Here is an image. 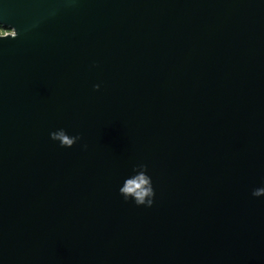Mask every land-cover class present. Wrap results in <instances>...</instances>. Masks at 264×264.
Returning a JSON list of instances; mask_svg holds the SVG:
<instances>
[{"label":"water","instance_id":"95a60500","mask_svg":"<svg viewBox=\"0 0 264 264\" xmlns=\"http://www.w3.org/2000/svg\"><path fill=\"white\" fill-rule=\"evenodd\" d=\"M0 23V264H264V0H0ZM137 163L151 208L118 193Z\"/></svg>","mask_w":264,"mask_h":264},{"label":"clouds","instance_id":"9594fccd","mask_svg":"<svg viewBox=\"0 0 264 264\" xmlns=\"http://www.w3.org/2000/svg\"><path fill=\"white\" fill-rule=\"evenodd\" d=\"M17 37L18 33L15 28L9 30L3 23H0V40L16 39ZM94 87L99 91V84ZM50 139L58 143L60 147L70 149L80 142L82 137L79 133L71 134L65 128H58L50 132ZM83 147L86 149L87 145H83ZM118 193L126 203H132L137 207H153L156 191L148 166L144 163L133 165L131 172L123 177L122 183L118 187ZM251 195L255 198H264V186L254 188Z\"/></svg>","mask_w":264,"mask_h":264}]
</instances>
